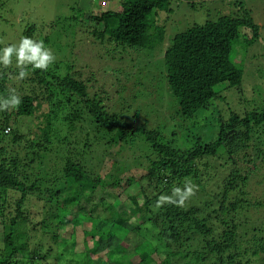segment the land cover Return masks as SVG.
<instances>
[{
    "label": "trees",
    "instance_id": "obj_1",
    "mask_svg": "<svg viewBox=\"0 0 264 264\" xmlns=\"http://www.w3.org/2000/svg\"><path fill=\"white\" fill-rule=\"evenodd\" d=\"M7 1L0 0V12ZM184 1L193 8L204 2ZM109 2L117 7L66 21L52 49L49 36L34 34V26L16 40L0 33V106L11 107L13 96L21 99L18 108L0 110V264H49L42 243L47 253L50 245H60L70 264H96L97 258L108 264H264V106L241 114L216 105L220 86L239 93L243 88L244 71L233 51L260 37L243 0L233 5L242 16L196 25L160 51L181 126L204 110L217 112L212 142L182 133L193 137L190 145L178 140L177 130L165 137L161 128L132 122L108 108L105 91L92 92L74 76L69 60H55L47 71L29 64L22 79L15 51L4 66L3 49L18 48L23 37L71 57L80 32L106 47L101 52L109 60L117 56L121 62L131 53L148 63L151 58L141 52L159 55L155 50L163 41L157 33L163 38V30L156 18L173 13L171 0H101L100 6ZM82 22L90 28L76 27ZM244 28L251 37L242 34ZM118 149L131 151L133 162L101 154ZM100 158L105 165L96 172L89 162ZM186 183L199 190L184 207H157L160 196H173ZM50 216L56 219L53 229L46 224Z\"/></svg>",
    "mask_w": 264,
    "mask_h": 264
},
{
    "label": "rangeland",
    "instance_id": "obj_2",
    "mask_svg": "<svg viewBox=\"0 0 264 264\" xmlns=\"http://www.w3.org/2000/svg\"><path fill=\"white\" fill-rule=\"evenodd\" d=\"M100 1L8 0L5 11L0 12L5 18L4 21H1L4 24L0 23V33L4 30L6 40H16L28 26H34L36 28L34 34H41L44 37L46 35L49 36L50 43L48 47L52 49L55 46L57 36L60 35L57 29H60L69 19L74 16L88 19L92 14L100 15L106 9H115L117 7V4L112 2V4L109 2L108 8L102 7L100 6ZM203 1L202 3H197L195 8H193L184 0H171L173 13H160L156 18L155 26L163 30V38L160 33H157L158 40L163 42L155 50L159 52L160 56L153 54V52H141L142 56L151 58L149 60L146 59L149 64L142 63L145 62L144 59L137 61L131 53L122 55L125 60L121 62H119L120 60H118L117 56L114 58L115 60H109L101 52L102 49L105 48L106 50L107 48L100 47L99 44L93 42V38L89 39L88 35L81 37V32L77 35L76 49L73 51L75 56L72 55L70 57V55L60 49H54L52 53L55 55L56 60L60 59L65 63L69 60L67 63H71L74 67L71 73L86 82L92 92L105 91L106 95L104 97L105 99L106 97L108 98L105 104L108 108L125 114L127 119H133L138 125L146 124L150 129L161 128L165 137H168L170 131L177 130L178 133L180 132L178 140L180 139L190 145L193 142V137L184 136L183 138L182 133L193 132L195 134L194 137L201 138L204 143L212 142L217 136L219 128V124L216 121L217 112L212 109L204 110L202 114L192 120L185 121L183 126H181L182 121L176 112L179 108L178 101L168 86L165 71L162 70V67H164L162 64L164 54L160 52L161 49L164 51L171 45L173 38L177 34L185 32L196 25H204L207 21H213L225 15H243L242 11H236L235 6H233L235 5L234 2L238 0ZM243 1L245 9L251 12L253 19L260 26V37L255 40L253 45L247 48L245 45L240 44L232 53L233 58L244 71L243 88L241 93L238 90L228 89L226 85H222L217 89L218 92H221L222 98L216 102V105L220 111L225 106L226 111L222 110L225 113L228 112V109H231L244 114L246 111L264 106V0ZM90 12L92 13L88 14ZM53 23H55V30L50 27ZM89 26V23L82 22L76 27L85 30L89 29ZM73 27L75 26L70 28L73 29ZM93 27L95 26L93 25ZM242 34L248 37L252 35L250 30L245 28L242 30ZM61 40L65 42L66 36L62 35ZM69 40L75 43V39L69 37ZM0 42H3L1 35ZM162 58L163 61L161 60ZM133 64L134 68L127 66H133ZM139 69H144V71L140 72ZM221 87L222 89H220ZM122 102L125 105L123 107ZM201 116L204 117L200 118ZM98 148L102 149L100 146ZM100 153L101 151L95 157L99 156ZM101 154L103 156H112L115 159L122 158V161L133 162V157H131L133 153L131 151L118 149L113 154L107 152ZM137 155L139 156L141 153H137ZM88 161L87 159L85 162ZM93 162L94 164L90 161L89 165L96 172H99L105 165V161L101 158L97 162L94 159ZM221 163L223 164V161ZM114 165L116 168H121L122 162ZM123 165L125 166L126 164ZM124 171L123 169L122 177L127 176ZM129 174L131 175V173ZM253 183L256 186L257 182L254 181ZM147 193L151 195L150 189L147 190ZM55 222L54 216H50L46 224L49 223V229H53L56 225ZM42 240L44 241V238ZM42 245V253L47 255L49 264H70L66 261L69 258V254L67 252L66 254H61L62 252L59 251L60 245L55 247L50 245V248H52L50 252L53 250L51 253H47L46 249L48 247H44V243ZM31 248L33 249V247ZM76 257L77 255L75 254L73 258ZM94 261L96 264L109 263L107 260L100 261L98 258Z\"/></svg>",
    "mask_w": 264,
    "mask_h": 264
},
{
    "label": "clouds",
    "instance_id": "obj_3",
    "mask_svg": "<svg viewBox=\"0 0 264 264\" xmlns=\"http://www.w3.org/2000/svg\"><path fill=\"white\" fill-rule=\"evenodd\" d=\"M103 3L105 2H102V5L104 6ZM42 48H44L45 51H42ZM14 51L17 53V67L21 69V79L27 75V72L25 70L27 65L30 64L34 69L47 71L49 65L53 64L56 60L55 55L50 49H46L44 47L42 41L37 42L29 37H23L20 41L18 48L15 45H10L3 49V64L5 67L11 65L10 57ZM20 103V97L13 96L11 107L7 105L0 106V110H10L18 108ZM198 190L199 189L197 185L186 183L183 189H173V196L177 197V199H173V196H160L157 201V207L163 206L164 204H173L177 207H184L186 201H188L191 197L195 196Z\"/></svg>",
    "mask_w": 264,
    "mask_h": 264
},
{
    "label": "built area",
    "instance_id": "obj_4",
    "mask_svg": "<svg viewBox=\"0 0 264 264\" xmlns=\"http://www.w3.org/2000/svg\"><path fill=\"white\" fill-rule=\"evenodd\" d=\"M104 4V3H103Z\"/></svg>",
    "mask_w": 264,
    "mask_h": 264
}]
</instances>
